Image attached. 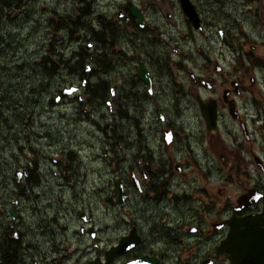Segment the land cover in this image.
<instances>
[{
  "label": "flooded vegetation",
  "instance_id": "af4514ba",
  "mask_svg": "<svg viewBox=\"0 0 264 264\" xmlns=\"http://www.w3.org/2000/svg\"><path fill=\"white\" fill-rule=\"evenodd\" d=\"M13 42L34 44L45 95L22 181L0 174V264H246L264 0H0V61Z\"/></svg>",
  "mask_w": 264,
  "mask_h": 264
},
{
  "label": "rangeland",
  "instance_id": "374dc122",
  "mask_svg": "<svg viewBox=\"0 0 264 264\" xmlns=\"http://www.w3.org/2000/svg\"><path fill=\"white\" fill-rule=\"evenodd\" d=\"M21 41L22 43H25V44L29 43L28 37L26 35H24L21 38ZM33 46L34 44L28 46L27 49H25L24 47L23 48L20 47L19 49V43L15 45V43L13 42V47L8 49L10 52L11 51L14 52L13 55H10L9 54L10 52H7V54L8 56H11L8 58V60L14 63L15 65H10L9 66L10 69L6 68L5 70L1 69L0 67V70H1L0 90H1V95L4 96L5 98V104L2 107V109L3 110L5 109V111L9 113L7 118L10 119L8 120L10 124L9 126L10 128L9 127H8L9 129L7 128L6 136L4 139L5 143L3 144V146L2 144L0 145V174H1V171L5 172V174L3 175L4 177H6L7 176L6 173L10 171V167H12V169H14L15 171L17 169L23 168L24 165H26L27 158H29V160H32L33 159L32 152H31L32 146L37 144L35 148H39L38 144H40L38 140L40 138L39 135L43 127L42 126L43 120L40 118V113L37 112L36 107H37V104H40L41 96H37L39 89L32 88V91H29L31 90L32 85L40 86V84H37L40 79L35 78L33 74H31L32 70L30 68L26 72H23V68H22L25 66V63H26L25 53H27L28 51L32 52V50H35L36 48L34 49ZM28 102H29L28 109H26L25 111H22L20 108H22L23 105H27ZM71 113L72 111H67L65 109H59L58 115L56 114V117H55L56 126H60L62 124V122L60 121L61 119L60 116L62 115L65 116L66 114L71 115ZM51 123H54V122L51 121ZM11 127L12 129L14 128L13 134H10ZM48 127H50V125ZM0 130L2 131V132L0 131V138H1L2 136H4L3 128L1 126H0ZM24 131L26 134L24 133ZM73 131H74V128H70L67 124H65L61 129H59L58 135L54 136V138H63V139H67L68 141L73 140ZM79 131H82L84 133L89 132L87 128H84V129L79 128ZM6 137L8 138V140H6ZM20 140H23L24 147H21V145L18 144V141ZM11 142L12 143L15 142V143L10 144ZM21 148L22 150L24 149L28 150V152L31 153V156L29 157V155L26 154L27 151L23 152ZM54 181L55 180L49 181L51 186ZM50 192H51V189H50ZM3 196H4L3 193L0 194V198H2ZM21 208L25 209L26 211V209L28 208V205L23 204L21 205L20 209ZM23 220H24V217H23Z\"/></svg>",
  "mask_w": 264,
  "mask_h": 264
},
{
  "label": "water",
  "instance_id": "95a60500",
  "mask_svg": "<svg viewBox=\"0 0 264 264\" xmlns=\"http://www.w3.org/2000/svg\"><path fill=\"white\" fill-rule=\"evenodd\" d=\"M260 196L256 192L254 195H250L249 198L254 199L256 202L260 199ZM14 215L13 211L12 216L14 217ZM242 224L246 226V230L240 232L237 239L240 263L264 264V227H262L264 213L246 218Z\"/></svg>",
  "mask_w": 264,
  "mask_h": 264
},
{
  "label": "trees",
  "instance_id": "16d2710c",
  "mask_svg": "<svg viewBox=\"0 0 264 264\" xmlns=\"http://www.w3.org/2000/svg\"><path fill=\"white\" fill-rule=\"evenodd\" d=\"M0 63L3 65V63H4V61H0ZM0 64V65H1ZM1 65V66H2ZM46 67H48V66H46ZM32 69H35L34 67H32ZM48 69H50V70H53L54 69V66L53 67H49ZM3 112V113H2ZM5 112V113H4ZM5 115V116H4ZM6 115H8V113L5 111V109L3 110L2 108H0V126L2 127V128H6V129H3V134H4V136H2L1 138H0V145L2 144V146H3V144L5 143V136H6V132H7V128L10 126V124H9V122H8V118H7V116ZM3 116V117H2ZM2 117V118H1ZM5 117V118H4ZM7 118V119H6ZM3 119V120H2ZM2 122V123H1ZM6 124V125H5ZM5 126V127H4ZM19 143V142H18ZM2 156H3V154H2Z\"/></svg>",
  "mask_w": 264,
  "mask_h": 264
},
{
  "label": "bare ground",
  "instance_id": "6f19581e",
  "mask_svg": "<svg viewBox=\"0 0 264 264\" xmlns=\"http://www.w3.org/2000/svg\"><path fill=\"white\" fill-rule=\"evenodd\" d=\"M39 55H40V54H39ZM40 57H41V56H40ZM40 57H39V59H40ZM1 59H3V58L1 57ZM2 61H3V60H2ZM0 64H1V63H0ZM23 64H24V63H23ZM1 65H2V64H1ZM1 65H0V66H1ZM34 68H35V67H34ZM38 68H39V67H38ZM38 68H37V69H38ZM40 68H41V67H40ZM2 69H3V68H2ZM35 70H36V69H35ZM42 70H43V69H41V71H42ZM38 71H39V70H38ZM2 72H3V71H2ZM0 73H1V71H0ZM31 74H32V72H31ZM36 74H37V72H36ZM37 75H38V74H37ZM37 78H38V76H37ZM47 79H48V78H47ZM48 80H49V79H48ZM39 81H40V80H39ZM41 81H42V80H41ZM45 82H46V81H45ZM51 83H52V82H51ZM49 84H50V83H49ZM52 84H53V83H52ZM43 85H44V84H43ZM32 86H33V85H32ZM53 86H54V85H52V87H53ZM44 87H45V86H44ZM42 88H43V87H42ZM50 88H51V86H50ZM55 89H56V88H55ZM27 91H28V90H27ZM29 91H31V90H29ZM56 91H57V90H56ZM18 92H19V91H18ZM54 93H55V92H54ZM56 93H57V92H56ZM22 94H24V93H22ZM28 94H29V93H28ZM35 94H36V93H35ZM25 95H26V94H25ZM50 95H51V94H50ZM53 95H54V94H53ZM17 96H19V95H17ZM35 96H36V95H35ZM39 96H41V95H39ZM42 96H43V95H42ZM42 96H41V97H42ZM51 96H52V95H51ZM29 97H30V96H29ZM20 98H21V97H20ZM35 98H36V97H35ZM38 98H39V97H38ZM17 100H18V99H17ZM21 100H22V99H21ZM36 100H37V99H36ZM18 101H19V100H18ZM29 101H30V100H29ZM34 101H35V100H34ZM16 102H17V101H16ZM23 102H24V101H23ZM26 102H27V101H26ZM34 103H35V102H34ZM37 103H38V102H37ZM50 104H51V103H50ZM54 105H55V104H54ZM51 107H53V106H51ZM15 108H16V107H15ZM18 109H19V108H18ZM47 109H48V107H47ZM2 113H3V112H2ZM4 113H5V112H4ZM8 114H9V113H8ZM4 116H5V115H4ZM6 116L8 117V115H6ZM2 117H3V116H2ZM2 117H1V118H2ZM4 118H5V117H4ZM66 118H67V117H66ZM6 119H7V118H6ZM2 120H3V119H2ZM1 123H2V122H1ZM20 124H21V123H20ZM5 125H6V124H5ZM1 126H2V125H1ZM4 127H5V126H4ZM18 127H19V126H18ZM9 128H10V127H9ZM9 128H8V129H9ZM11 128H12V127H11ZM16 128H17V127H16ZM16 128H15V129H16ZM21 128H22V127H21ZM3 129H6V128H3ZM13 129H14V128H13ZM0 131H1V130H0ZM1 132H2V131H1ZM19 133H20V132H19ZM24 133H25V131H24ZM25 134H26V133H25ZM21 135H22V134H21ZM21 135H20V136H21ZM12 139H13V138H12ZM15 142H16V141H15ZM15 142H14V143H15ZM14 143H13V144H14ZM7 148H8V147H7Z\"/></svg>",
  "mask_w": 264,
  "mask_h": 264
},
{
  "label": "snow or ice",
  "instance_id": "6c2138e0",
  "mask_svg": "<svg viewBox=\"0 0 264 264\" xmlns=\"http://www.w3.org/2000/svg\"><path fill=\"white\" fill-rule=\"evenodd\" d=\"M89 47H91V45H89Z\"/></svg>",
  "mask_w": 264,
  "mask_h": 264
}]
</instances>
